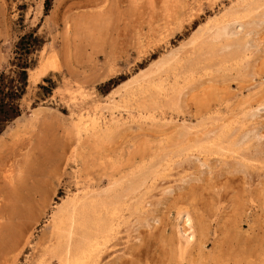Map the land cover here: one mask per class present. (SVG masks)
<instances>
[{
  "label": "rangeland",
  "instance_id": "1",
  "mask_svg": "<svg viewBox=\"0 0 264 264\" xmlns=\"http://www.w3.org/2000/svg\"><path fill=\"white\" fill-rule=\"evenodd\" d=\"M44 3L0 0V72L49 37L0 137V264H59V210L115 194L99 264H264V0Z\"/></svg>",
  "mask_w": 264,
  "mask_h": 264
},
{
  "label": "bare ground",
  "instance_id": "2",
  "mask_svg": "<svg viewBox=\"0 0 264 264\" xmlns=\"http://www.w3.org/2000/svg\"><path fill=\"white\" fill-rule=\"evenodd\" d=\"M50 59H46L44 63L47 65ZM51 60L58 62L55 61V57ZM52 64L45 69L43 68L45 64H42L41 68L45 70L43 73L47 71L46 68L55 67ZM1 146L5 148L4 145ZM115 196L118 194L111 198L108 195L98 196L97 199L72 203L64 210H59L60 216L53 231L57 244L50 250L51 257L56 258L59 264H99L100 253L115 236L117 221L122 212L121 201Z\"/></svg>",
  "mask_w": 264,
  "mask_h": 264
},
{
  "label": "trees",
  "instance_id": "3",
  "mask_svg": "<svg viewBox=\"0 0 264 264\" xmlns=\"http://www.w3.org/2000/svg\"><path fill=\"white\" fill-rule=\"evenodd\" d=\"M54 0H45L44 16H48L53 8ZM40 24L35 28L20 33L13 42L12 58L8 67L0 72V137L4 132L27 111L29 93V74L37 65V54L49 42L47 33H40ZM53 74L43 79L39 85V99L45 100L52 96L55 89ZM107 85H114L110 80ZM39 100L34 101L32 109L38 107Z\"/></svg>",
  "mask_w": 264,
  "mask_h": 264
}]
</instances>
